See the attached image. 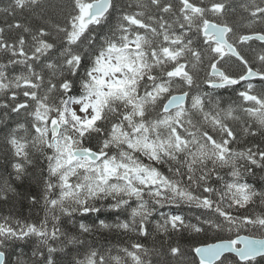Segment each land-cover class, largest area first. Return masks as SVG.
Listing matches in <instances>:
<instances>
[{
	"label": "snow or ice",
	"instance_id": "snow-or-ice-1",
	"mask_svg": "<svg viewBox=\"0 0 264 264\" xmlns=\"http://www.w3.org/2000/svg\"><path fill=\"white\" fill-rule=\"evenodd\" d=\"M0 16V264H264V0Z\"/></svg>",
	"mask_w": 264,
	"mask_h": 264
},
{
	"label": "trees",
	"instance_id": "trees-1",
	"mask_svg": "<svg viewBox=\"0 0 264 264\" xmlns=\"http://www.w3.org/2000/svg\"><path fill=\"white\" fill-rule=\"evenodd\" d=\"M11 0H0V7H4L6 6L8 3H10ZM238 2H242V0H238ZM2 16H0V23H2ZM9 209L16 211L24 216H28V215H32L35 216L36 211H38V209H34L32 210V212H29V208L27 206V202L24 203H20V202H16L15 206L13 208V206L11 204L9 205H5L3 203H0V212H7ZM42 214V213H41ZM147 244V246L149 247H155V248H159L160 247V240L159 238H157L156 240H152L149 239L145 242ZM182 246L185 249H190L192 247L193 242L191 240H182L181 241ZM32 244H26V245H20L18 248V251L22 250L25 253H28L30 255V251L32 248Z\"/></svg>",
	"mask_w": 264,
	"mask_h": 264
}]
</instances>
